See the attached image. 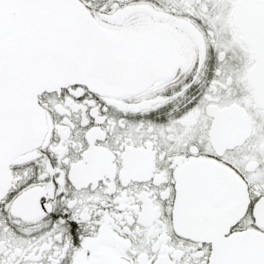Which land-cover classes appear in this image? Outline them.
Listing matches in <instances>:
<instances>
[{
	"label": "snow or ice",
	"instance_id": "obj_1",
	"mask_svg": "<svg viewBox=\"0 0 264 264\" xmlns=\"http://www.w3.org/2000/svg\"><path fill=\"white\" fill-rule=\"evenodd\" d=\"M0 264H264V0H0Z\"/></svg>",
	"mask_w": 264,
	"mask_h": 264
}]
</instances>
